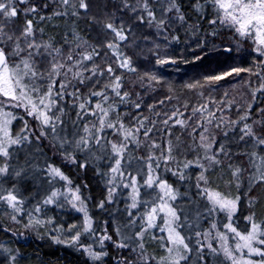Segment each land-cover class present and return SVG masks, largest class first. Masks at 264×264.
<instances>
[{"label": "snow or ice", "instance_id": "6c2138e0", "mask_svg": "<svg viewBox=\"0 0 264 264\" xmlns=\"http://www.w3.org/2000/svg\"><path fill=\"white\" fill-rule=\"evenodd\" d=\"M0 217V264H264V0H0Z\"/></svg>", "mask_w": 264, "mask_h": 264}, {"label": "trees", "instance_id": "16d2710c", "mask_svg": "<svg viewBox=\"0 0 264 264\" xmlns=\"http://www.w3.org/2000/svg\"><path fill=\"white\" fill-rule=\"evenodd\" d=\"M94 191L96 190L94 189ZM0 226H7L4 217H0ZM27 252L30 258H39L33 259L32 264H40V261H43V264H56L57 261H59V264H75V256L71 250H57L55 247H49L47 244L38 241H32L27 248Z\"/></svg>", "mask_w": 264, "mask_h": 264}]
</instances>
